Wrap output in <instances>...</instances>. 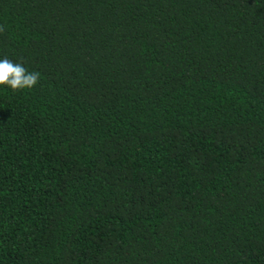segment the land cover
<instances>
[{
	"label": "trees",
	"instance_id": "trees-1",
	"mask_svg": "<svg viewBox=\"0 0 264 264\" xmlns=\"http://www.w3.org/2000/svg\"><path fill=\"white\" fill-rule=\"evenodd\" d=\"M0 264H264V0H0Z\"/></svg>",
	"mask_w": 264,
	"mask_h": 264
},
{
	"label": "clouds",
	"instance_id": "clouds-1",
	"mask_svg": "<svg viewBox=\"0 0 264 264\" xmlns=\"http://www.w3.org/2000/svg\"><path fill=\"white\" fill-rule=\"evenodd\" d=\"M40 78L38 71H29L23 62H16L8 57L0 58V87L12 91L33 89Z\"/></svg>",
	"mask_w": 264,
	"mask_h": 264
}]
</instances>
